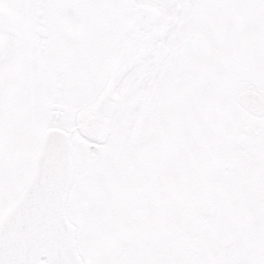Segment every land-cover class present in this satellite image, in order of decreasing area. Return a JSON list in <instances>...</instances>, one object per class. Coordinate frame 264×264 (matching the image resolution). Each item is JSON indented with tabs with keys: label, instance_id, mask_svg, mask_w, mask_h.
Instances as JSON below:
<instances>
[{
	"label": "snow or ice",
	"instance_id": "6c2138e0",
	"mask_svg": "<svg viewBox=\"0 0 264 264\" xmlns=\"http://www.w3.org/2000/svg\"><path fill=\"white\" fill-rule=\"evenodd\" d=\"M0 264H264V0H0Z\"/></svg>",
	"mask_w": 264,
	"mask_h": 264
}]
</instances>
